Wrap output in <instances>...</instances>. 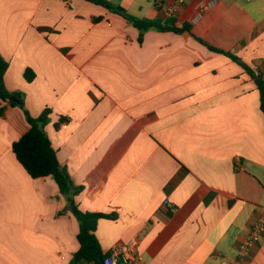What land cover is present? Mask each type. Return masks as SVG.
<instances>
[{"label":"crops","instance_id":"0c3cea01","mask_svg":"<svg viewBox=\"0 0 264 264\" xmlns=\"http://www.w3.org/2000/svg\"><path fill=\"white\" fill-rule=\"evenodd\" d=\"M208 1L171 18L193 35L149 30L139 43L125 18L85 0H0L5 86L32 117L52 110L46 131L82 187L79 208L116 216L97 226L105 253L125 244L141 264H233L264 211L260 92L224 54L264 74V0H214L193 23ZM119 2L169 20L155 0ZM2 106L0 264H72L79 223L55 180L18 161L12 146L30 126ZM246 264H264V236Z\"/></svg>","mask_w":264,"mask_h":264},{"label":"trees","instance_id":"16d2710c","mask_svg":"<svg viewBox=\"0 0 264 264\" xmlns=\"http://www.w3.org/2000/svg\"><path fill=\"white\" fill-rule=\"evenodd\" d=\"M90 3L103 6L113 13H117L125 18L139 33V43H143L145 34L149 30H159L163 32L172 31L179 34L193 35L192 25L185 22L178 26L173 19L161 21L157 19L140 18L132 15L125 7L111 0H85ZM209 46V45H208ZM211 49L216 50L209 46ZM225 55L231 57L241 65L249 75L255 80L261 97V110L264 115V74L244 64L239 58L228 53ZM9 68V62L0 55V99L8 102L12 107L21 108L29 124V130L16 141L12 148L18 161L25 168L28 174L34 178L51 177L59 187L61 195L67 200L66 211H70L79 223L78 241L79 250L74 254L72 264L87 262L89 264H105V259L109 253H105L97 238L96 231L101 219H116L113 214L92 213L82 211L76 201V196L82 191L81 186H76L70 174L61 165L57 151L47 134L46 126L49 123L52 110L44 109L42 114L34 118L27 111L25 106V94L21 91H9L5 86V74ZM25 79L32 82L35 79V73L32 69H26ZM6 106L0 107V116H3ZM65 119L61 118L56 124V129Z\"/></svg>","mask_w":264,"mask_h":264},{"label":"built area","instance_id":"2783aa9c","mask_svg":"<svg viewBox=\"0 0 264 264\" xmlns=\"http://www.w3.org/2000/svg\"><path fill=\"white\" fill-rule=\"evenodd\" d=\"M188 0H155L157 7L163 10L164 16L171 19L177 15L180 9ZM215 4V1L201 3L197 14L192 19L193 23L200 21L203 16ZM264 236V211L260 214L255 222L249 227L244 235L242 242L238 247V255L233 264H246L247 259L251 256L255 245L263 239ZM133 250L129 245L117 244L113 247L105 264H141L140 259L134 256Z\"/></svg>","mask_w":264,"mask_h":264},{"label":"rangeland","instance_id":"374dc122","mask_svg":"<svg viewBox=\"0 0 264 264\" xmlns=\"http://www.w3.org/2000/svg\"><path fill=\"white\" fill-rule=\"evenodd\" d=\"M115 3H120L119 0L114 1Z\"/></svg>","mask_w":264,"mask_h":264}]
</instances>
